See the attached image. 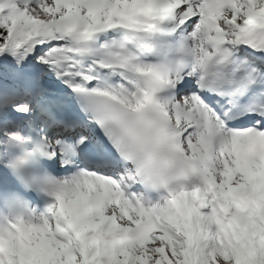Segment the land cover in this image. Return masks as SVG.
Instances as JSON below:
<instances>
[{
	"label": "snow or ice",
	"instance_id": "6c2138e0",
	"mask_svg": "<svg viewBox=\"0 0 264 264\" xmlns=\"http://www.w3.org/2000/svg\"><path fill=\"white\" fill-rule=\"evenodd\" d=\"M0 264H264V0H0Z\"/></svg>",
	"mask_w": 264,
	"mask_h": 264
}]
</instances>
